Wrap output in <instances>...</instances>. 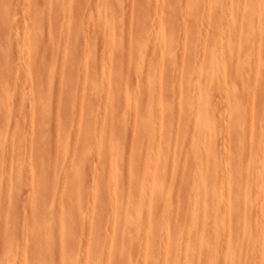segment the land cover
Returning <instances> with one entry per match:
<instances>
[{
    "label": "rangeland",
    "instance_id": "rangeland-1",
    "mask_svg": "<svg viewBox=\"0 0 264 264\" xmlns=\"http://www.w3.org/2000/svg\"><path fill=\"white\" fill-rule=\"evenodd\" d=\"M0 1L3 4V7H0V22L4 18L5 22L9 23V28L14 26L13 29L8 28L6 31L9 35L2 33L0 29V33L3 36L6 35L7 41L12 43V49L8 52L11 58L10 66L8 65L9 69L0 80V87L5 85L4 89H0V136H2L0 138V264H7L11 253L19 251L23 257L22 252L25 249L33 252L31 260L29 259L30 261L25 264H140V259L155 250L154 240L150 234L153 226L148 225L156 218L153 202L160 197L157 192L165 190L163 195L171 196V204L174 205V201L177 202L178 199L174 197V192L169 191V188L175 184L179 167H190L192 161L199 156L197 148L188 154L187 159L180 160L174 154L183 145L191 143L195 147L193 142L195 137L192 135L195 126L192 114L188 111L189 105L179 107L178 103L182 100L189 102L195 96L196 70L194 68L202 56H204L202 67L208 66L207 58L202 54L203 47L199 49L200 44L205 42L207 27L210 24L224 28L229 33H233L234 42L241 41L249 44L261 40L260 45L251 50H245L244 47L235 49L236 61H232L233 63L227 61L225 68L226 74H229L228 80L233 82V86H230L228 82L220 84L225 88L223 94L230 98L233 95L243 101H252L256 97V103L248 105L244 112L254 117L256 125L260 126L264 114V25H253L252 21L255 18L250 13L251 3L243 8L238 5V0L230 11L233 14H243L248 23L238 30L231 26L230 18L222 16L215 20L212 9L208 6V0H197L196 7H191L189 0ZM141 4L144 7L143 16L134 18L135 9ZM191 13L194 14V18L188 19V14L191 15ZM68 17L77 22L69 23ZM104 21L117 24V30L113 33L109 29L105 34ZM55 22L58 25L62 24L63 28L55 25ZM68 24L70 27H67ZM158 25H163L164 29L162 35H157L159 39L156 41L154 32L150 31L157 30ZM29 26L35 28L31 27L34 36L35 30H39V35L41 32L45 34H41L40 37L33 36L34 47L28 55L22 54L23 49L17 44L18 39L20 41L27 39L24 32L30 29ZM56 26L60 30H57ZM78 28L81 29L79 32H77ZM189 29L193 30V33ZM68 30L74 31L73 35ZM10 31H13L11 35ZM53 31L61 34L57 39L55 38L57 42L54 37L58 34L54 32L52 35ZM63 33L65 34L63 37L66 36L65 39L62 37ZM51 35L55 44L50 43L53 39H47ZM60 37L63 41H60ZM48 41L50 42L47 44ZM208 44L207 48L210 46V43ZM70 45L71 48H69ZM128 45H133L136 50L132 62ZM123 46L125 48L123 54H118L117 52H120ZM161 46L167 50L162 60L151 54L152 50ZM171 46L175 47L171 49ZM186 46L193 49L190 58H186L183 53V48ZM197 48L199 50H196ZM194 50L198 53H194ZM86 54L92 55L89 73L94 80L91 86L98 90L100 87L105 89V83L113 84L115 92L112 95V101L102 102L103 94L98 96L99 99L96 96L87 99L85 91L79 87H83L86 77L89 76L86 75V69L83 70ZM117 61L120 62L119 66H122V73L104 75L103 71L108 62L116 63ZM132 63L142 65L138 77L136 71L129 70ZM70 67L73 80L70 77L72 75ZM28 68L34 71L30 78L26 77ZM65 71H68L66 74L70 77L66 86L61 79ZM77 75L80 76L76 79ZM96 75L97 79H95ZM80 80L82 85L79 84ZM43 81L47 82L49 88L54 91L53 101L46 105L45 99L31 103L29 98L32 94L37 95L43 92L40 87ZM251 81L258 83L256 92H253L250 87ZM66 87L71 91V98L78 102L77 105L74 102V108L69 106L71 109L67 110L70 114L74 113L73 119L69 118L67 121H65L67 118L63 119V122L59 124L58 118L63 111L60 109L63 103L60 92ZM215 90L214 88L213 91L216 92ZM82 95H85V99ZM92 102L97 108L95 113L87 110L88 104ZM111 103H113L112 108L119 112V118L115 131L107 132V126L99 122L103 119V111L110 107ZM84 106L85 109H83ZM218 111L217 108V115L211 126L213 130H210L208 136L213 140V147L221 148L227 145L231 150L230 141H226L224 134L226 123L223 115ZM32 117L40 118L35 121L37 131L30 129ZM79 118L89 122L93 118L96 121H92L93 127L79 131ZM97 119L100 120L98 122L100 125L95 123ZM176 119L180 123L178 127L174 125ZM105 129H107L106 132H104ZM13 130L22 132L23 136L14 135ZM244 133L238 127L230 137L232 140H237ZM107 138H115L116 141L115 145L110 147L111 151L107 155L104 153V157L100 154V150L104 147V141ZM21 141L24 142V149L21 147ZM17 146L24 151L18 149L20 152L14 154V148ZM232 148L238 147L235 145ZM98 152L101 156H98ZM2 154H4L3 157L6 155L5 158L2 157L3 160ZM155 157L163 162L166 159L169 160L165 163L173 171L172 179L155 184L153 193L148 192L138 198L142 189L141 184L138 183L141 179L167 174L164 170L156 169L151 176L150 167L145 161ZM221 159H224V155L217 156V160ZM227 161V167L233 168L239 164L240 159L231 155ZM136 163L141 165L136 181L120 190L118 195V205L128 211L127 216L122 218L121 214L111 213L112 203L102 204L96 195H92L91 192L89 194L93 185L90 178L94 176L95 179L93 171L97 164L101 168V180L111 182L129 174L131 165ZM79 173H83L84 177L86 174V178L87 174L91 175L88 177L89 180L85 178L83 183L85 190H80L81 196L74 189L71 198L65 199L58 194L56 201L52 203L50 200L52 191H59L64 185L72 187L81 183V179L78 182L74 179ZM99 184L96 182L95 188H98ZM83 192L86 193L83 194ZM44 199L46 206L40 208ZM230 203H218L216 207L223 208ZM246 203L251 204L248 200ZM102 209L109 216V220L103 226L102 234L95 233L96 236L92 237L86 222L96 219L97 213ZM41 211L43 212L37 221L35 218L32 219L33 215H38ZM250 214L252 218L255 216L254 211L250 209L239 213L246 217ZM5 215L15 218L6 222ZM120 227L125 228L124 234L109 245L111 231L115 232ZM31 235L33 240L30 239ZM104 245L107 247L105 248ZM97 247L101 249H96ZM130 247L136 248V251L128 257L127 252ZM33 256L39 259L40 263H36ZM176 258L178 260V257ZM176 258H173L172 264L175 263ZM21 261L20 259L18 264H23ZM221 262L229 264L226 258H222ZM175 264L178 262L176 261Z\"/></svg>",
    "mask_w": 264,
    "mask_h": 264
},
{
    "label": "bare ground",
    "instance_id": "bare-ground-1",
    "mask_svg": "<svg viewBox=\"0 0 264 264\" xmlns=\"http://www.w3.org/2000/svg\"><path fill=\"white\" fill-rule=\"evenodd\" d=\"M235 1L237 0H208V6L211 7L212 15L213 18H215V20L217 19V17L219 18L222 16H224L225 18H230L231 26L236 30H238L241 29V27L246 26V24L248 23L245 21V17L242 16L243 14L240 13L233 14V12L230 11L231 7L235 5ZM249 3H251L250 13L252 17L255 18V20L252 21L253 25L256 24L264 25V1L238 0V5H240V7L243 8H246L249 5ZM189 4L191 5V7H196L197 0H189ZM0 7H3L2 3H0ZM143 8L144 7L141 4L139 5V7L135 9V14H133L134 18L143 16V11H144ZM34 16L37 17L36 15ZM193 18H194V14L192 13L191 15L188 14V19H193ZM68 19L70 18L68 17ZM1 20L2 21L0 22V29L2 30V33L3 32L6 33V31H8V28L10 27L9 23H6L4 18H2ZM70 21L71 23L74 24L77 22V21L74 22V20L70 19L69 23ZM104 22H105V26H104L105 34H106V30L109 31L110 29L113 33L114 31L117 30V24H114L112 22L109 23L107 21ZM56 23L57 22H55V25H58ZM34 24L36 23L34 22ZM60 26L63 28L62 24ZM64 26L66 27V25ZM13 27L11 28L13 29ZM31 27L32 26H29L28 28L30 29L24 32V36L27 39H23V40L21 39V41L20 39H18L19 42L17 45L21 49H23V52H21L22 54L26 53L29 55L34 47V42H33L34 37L36 36L40 37L41 34L44 33L41 32V34L39 35L40 33L38 32L39 30H35L34 32H36V35L34 36ZM59 27L57 30H60ZM67 27H70L69 24L67 25ZM67 27L65 29H67ZM11 28L9 29L11 30ZM72 28L75 30L74 26H72ZM163 29H164L163 25L162 26L158 25L157 30L152 29L150 31L151 33L154 32L153 35L154 40L157 41L159 39V36L163 34ZM52 30H54V28H52ZM80 30L81 29L78 28L77 32H79ZM189 31L193 33V30L191 31L189 29ZM10 32L11 35L13 31ZM54 32L55 31H53V34L52 33H48V34L54 35ZM68 32H70L71 34L72 30L71 31L68 30ZM205 32H206L205 42L200 44L199 49L201 50L203 47L202 54L206 56L208 61V66L205 68L202 67V62L204 60L203 58L204 56H202L201 59L198 60L194 68L196 70V74L194 76V82L196 88L195 96H193V98L189 102L182 100L181 102L178 103L179 107L189 105L188 111L192 114L193 117L192 119L195 126L192 130L193 132L192 135L193 137H195L193 139V142L195 143V147L192 146L191 143L186 144L183 145L179 149V151L176 152V154H174L175 156H178L180 160L187 159L188 154L193 149L197 148L199 151V156L192 161L191 163L192 165L190 167L188 168L179 167L178 169V176L175 178V184L171 188H169V191L174 192L173 193L174 197L178 199L177 202L174 201L175 206L171 204V196L163 195L165 190L157 192V194L160 197L156 198L157 200L155 199V201L153 202L154 204L153 208L155 209L154 211L156 212V218L153 221H151L148 225L151 227L153 226L152 233L150 232L149 233L152 235V239L154 240L155 250H152L150 254H148V256L140 259V262L142 264H172L173 258L176 257H178V260L176 258L174 262L176 263L177 261L178 264H224L225 261L224 263L221 262L222 258H226L229 261V264H264V170H263L264 114L261 119L262 125L257 126L254 117L248 116L244 112L245 110H247L248 105L256 103V97H254L252 101H247V100L243 101L242 99L235 98L233 95L230 98L229 96L223 94L225 88L220 85L222 83L228 82L230 86H233V82L231 80H228L229 74L228 75L226 74L225 68L226 65L228 64L227 61L230 62L236 61L237 57L235 54V49L244 47L245 50H251L256 46H259L261 40L257 42H251L249 44H244L241 41L234 42V40H232L233 33H229L224 28H221L219 26L215 27L210 24ZM2 33H0V37L3 36ZM73 33L74 31L72 32L71 35H73ZM7 34L8 33H6V35ZM6 35L1 37L0 39V80L2 79L6 71L9 69L8 65L10 66L9 63L11 61L8 52L12 49L11 47L12 43L10 44L7 41ZM52 35L50 37H47V39H50ZM60 35L61 34H58L57 37H54V39L55 38L57 39ZM63 35L65 34L63 33L62 37ZM62 37H60V41H63V38L64 39L66 38V36L63 38ZM54 39L53 42L48 41L47 44L49 42L51 44H55ZM133 40L135 41L134 38ZM57 41L58 40H56V42ZM60 41L59 44H61ZM208 43H210L209 48H207L206 46ZM63 46L65 47V43ZM129 47L128 48L130 49L131 52L130 54H132L131 55L132 58L130 59L132 62L134 60V55L136 50L133 45H130ZM174 47L171 46L170 48L172 49ZM69 48H71V45L69 46ZM122 48H121L122 51L120 50V52H117L118 54L119 53L123 54L125 48L124 46ZM199 49L197 48L196 50ZM192 50L193 49L191 47H187V46L183 48V53L185 54L186 58L187 57L190 58L192 56ZM166 51H167L166 48L164 46H161L157 49L152 50L153 53L151 54H154L153 55L154 57L157 56V58L162 60L166 55ZM193 52L198 53V51L196 52L195 50ZM26 54L24 56H26ZM85 56H86V61H85V65H83L85 66L83 70L86 69L87 73L86 72L85 73L86 75L88 74L89 76L86 77L84 73V77H86V80L83 83V87L79 85L78 86L82 88V91H85V94L87 95V99L93 96H96L99 99L98 96H102L103 94L104 98H102V102L112 101V95L115 92V88L113 87V84L105 83L104 86H106V88L103 89L100 87L98 88V90L97 88L91 86L92 85L91 83L94 80V79L92 80L93 77H91L89 73L91 67L92 55L86 54ZM119 64L120 62L118 63V61L116 63L108 62L106 68H104L103 71L104 75L107 73L121 74L122 66H119ZM134 64L135 63L131 64L129 70L136 71L138 77L142 69V65L141 63H138L137 65ZM259 64L260 61L258 60L257 65L259 66ZM94 66H96V64H94ZM69 70H70V74H72L70 75L72 79L73 73H71L72 71L71 67L69 68ZM62 72L63 71H61V73ZM64 73L65 74L62 75L61 79H63L66 86L67 83H69L70 81L69 80L70 77L68 76V74H66L68 73V71L67 72L65 71ZM33 74H34L33 69L28 68L26 77L30 78L31 76H33ZM78 76L80 75L75 76L76 79L78 78ZM95 77H96L95 79H97V75ZM79 84H81V80ZM101 86L103 87V85ZM4 87L5 85H2L0 89H4ZM40 87L42 88L43 92L37 95L32 94L31 95L32 97L29 98L31 99L30 102L32 103V101L34 102V101H39L40 99L41 100L45 99L46 101L45 105H46L47 103L53 101L54 91L49 88L47 82L44 81L41 82ZM67 87L66 89L60 92V96L63 102L62 105L60 104L61 105L60 109L63 111H61L62 113H60L58 118L59 124L63 122V119L67 118L65 121L69 120V118L73 119L72 115L74 113L70 114L67 110L69 109V106L75 107V105H77L78 102V100L76 101L74 100V98H71V91L68 90ZM250 87L253 92L254 91L256 92V89L258 88V83L256 81H251ZM78 88L76 90H78ZM214 88L216 89L215 90L216 92L213 91ZM80 90L81 89H79V92ZM213 95L216 96L213 97ZM82 96L84 97L85 95ZM77 98L80 99L79 97ZM74 102H76L75 105ZM95 102L97 103L98 101ZM111 104L112 105L110 107H108L107 109L105 108V110L103 111L104 112L103 117L100 115L103 119L101 121L97 119L98 121L95 122L98 123L100 121L99 122L100 124H105V126H107L108 131L107 129H105L104 132L106 131L114 132L116 128V122L119 118V112L113 109L112 108L113 103ZM21 105L23 106V104ZM24 105H26L25 102ZM88 105L89 106L87 107V110H91L92 112L95 113L96 112L95 103L92 102ZM217 108L219 110L218 113H221L223 115V120L226 123L224 134L227 139L226 141H230L231 150H230V146L227 145L223 146L224 148L213 147L212 146L213 140L210 139L208 136L210 130H213L211 126H212V121L217 115L216 113ZM83 109H85V106L83 107ZM73 110L75 112V109ZM68 113L70 114V116ZM77 116L76 118H78ZM32 119L33 120L31 122L30 129H32L33 131H37L36 128L37 125L35 124L36 123L35 121H37L40 118L32 117ZM91 119L92 121H96L93 118ZM87 121L88 120H82L81 118H79L78 120L79 131L80 130L83 131L87 128H91L92 121L90 120L91 123ZM95 123L93 122V124ZM99 123L97 125H100ZM174 125H176L177 127L180 125L178 119H176ZM143 127L146 128L144 124ZM238 127H240L245 133L242 134L239 139L232 140L230 136L232 135V133L236 131ZM13 134L23 136V133L17 130L15 131L13 130ZM0 138H2V136H0ZM105 141H104L105 143L104 147H102L100 150L101 151L100 154L103 155L104 153L105 155H107V153L111 151L110 147L115 145L116 139L107 138ZM23 143L21 141L22 146L19 143L22 149H24ZM226 143L228 144V142ZM235 145L238 148L233 149L232 147ZM18 147L19 146L14 148L15 150L14 154L22 150V149L20 150ZM100 154L98 156H101ZM3 155L4 154H2L1 158L3 157ZM218 155H224V159L217 160ZM231 155L236 156L240 159L239 164L233 168L227 167L228 164L227 159L230 158ZM5 157L6 155L3 158ZM10 158H11V154L9 160ZM6 159L8 160V158ZM166 161L168 162L169 160L166 159ZM165 162H163L162 160L159 161V159H156V157L152 160L145 161V163L148 164L150 167L151 176L153 175L152 172H154L156 169L164 170L167 172V174L165 176L156 175L154 177L153 176L150 177L149 179L146 178L141 179L138 183L141 184L142 189L140 194L138 195L139 196L138 198H141V196L145 193L148 192L153 193V186L155 184H158L165 180H169L170 178L172 179L173 171L169 169L168 164ZM113 164H115V162ZM170 164H172V162H170ZM131 166L132 167L130 169L131 171L129 174H127L121 179L107 182L101 180L102 177V173L100 170L101 168L98 167L97 164V166L94 167L95 170L93 171V173L95 174V179L94 176L90 178L92 179L91 183L93 185L92 188L90 189L91 191H89V194L91 192L92 195H96L98 197V201L102 204H104V202L105 203L110 202V204L112 203L111 208L113 209L111 213L114 212L121 214L120 216L122 218L127 216L128 211L124 210L118 205L119 202L118 195L120 193V190H123L131 182L136 181V177L140 173L141 165L139 163H136ZM88 177H91V175L88 176L87 174V178H86V174L84 177L83 173H79L78 175H76L74 179H76L77 182L78 180L81 179L80 180L81 183H78L72 187H67L65 185L61 186L59 191L57 190L52 191L50 200L52 201V203H54V201H56V197L59 195L64 197L65 199H69L72 197L73 195L72 193L74 189L75 191L77 190L79 192V196H81L80 190H85V188L83 187V183L86 179H88ZM96 182L100 183L98 185V188H95L94 186ZM251 182H253V184H250ZM84 193L86 192H83V194ZM112 195H113V199L110 200V197ZM34 200L36 201L35 198ZM246 200L250 201L251 204L248 205L246 203ZM228 202L231 203L223 208L216 207L218 203H228ZM183 203H185L184 206ZM42 204L43 205L40 208L46 206L45 199L43 200ZM248 209L254 211L255 216L253 218H252V214L248 215V217L239 215L241 211H245ZM102 210H100V212L97 213L96 219H91L86 222L88 224L87 227L89 229V232L92 234V237L95 235V233L101 235L102 231L104 230L103 226L109 220V216L105 214L104 209ZM42 212L43 211L38 212V215H33L32 219L35 218L36 220L35 219L34 220L37 221L39 215ZM4 218L6 219V222H8L9 220L15 217L5 215ZM18 218H20V216ZM124 232H125V228L122 227H120L115 232L111 231L110 242H108L109 245H112L114 241H116L120 237V235L124 234ZM32 237L33 236L31 235L30 238L31 240H33ZM99 248L101 249V247ZM99 248L97 247L96 249ZM102 249L104 250V248ZM135 251L136 248L130 247L129 251L127 252L129 253L128 257L132 256L135 253ZM22 253H21L22 256L24 255L23 257H21L19 251L16 253H11L7 264H18L20 259L22 260L21 262L25 264L31 260L30 257L32 256L31 254H33L32 251L25 249L23 250ZM34 261L36 263H40V260L36 259V257H34Z\"/></svg>",
    "mask_w": 264,
    "mask_h": 264
}]
</instances>
